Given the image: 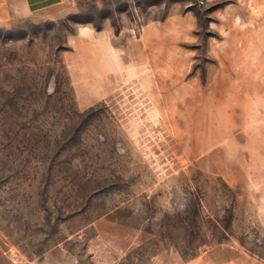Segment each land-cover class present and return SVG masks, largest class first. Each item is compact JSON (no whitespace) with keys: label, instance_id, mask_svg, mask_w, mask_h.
Instances as JSON below:
<instances>
[{"label":"rangeland","instance_id":"obj_1","mask_svg":"<svg viewBox=\"0 0 264 264\" xmlns=\"http://www.w3.org/2000/svg\"><path fill=\"white\" fill-rule=\"evenodd\" d=\"M0 264H264V0L0 26Z\"/></svg>","mask_w":264,"mask_h":264},{"label":"crops","instance_id":"obj_2","mask_svg":"<svg viewBox=\"0 0 264 264\" xmlns=\"http://www.w3.org/2000/svg\"><path fill=\"white\" fill-rule=\"evenodd\" d=\"M62 2L63 0H0V26L10 24L17 16L52 10Z\"/></svg>","mask_w":264,"mask_h":264}]
</instances>
